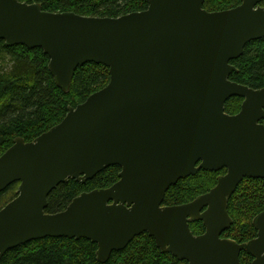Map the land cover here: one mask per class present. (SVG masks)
Listing matches in <instances>:
<instances>
[{
  "label": "water",
  "instance_id": "1",
  "mask_svg": "<svg viewBox=\"0 0 264 264\" xmlns=\"http://www.w3.org/2000/svg\"><path fill=\"white\" fill-rule=\"evenodd\" d=\"M148 9L118 18L50 13L39 4L0 0V41L42 49L64 92L78 68L109 69L110 81L33 142L15 140L0 157V194L20 183L0 210V260L47 238L86 239L107 263L148 234L163 253L187 264H264V212L257 237L224 238L229 199L245 179L264 180V88L234 83L232 61L264 38V0L208 12L206 0H146ZM242 98L236 115L225 111ZM121 168L110 188L83 193L57 214L48 198L61 184L93 180ZM217 185L194 201L164 206L171 187L199 171L219 172ZM202 222L196 236L190 224Z\"/></svg>",
  "mask_w": 264,
  "mask_h": 264
},
{
  "label": "trees",
  "instance_id": "2",
  "mask_svg": "<svg viewBox=\"0 0 264 264\" xmlns=\"http://www.w3.org/2000/svg\"><path fill=\"white\" fill-rule=\"evenodd\" d=\"M39 4L50 13L72 12L80 16L118 18L148 9L146 0H18ZM243 0H206L204 9L221 12L240 6ZM50 59L42 49L30 50L24 46L7 47L0 41V157L10 149L15 140L33 142L42 134L60 124L69 113L92 94L105 88L110 81L109 69L93 63L77 69L71 89L64 92L55 83L49 70ZM236 68L230 76L234 83L251 89L264 88V38L249 43L243 55L231 62ZM242 98H232L226 103L229 115L240 112ZM264 125V121L262 122ZM121 168L113 166L85 184L76 180L59 185L48 198L47 214L63 212L70 203L96 189H107L119 180ZM227 170L209 172L201 170L196 175L180 180L167 192L164 206L190 203L210 192ZM20 183L10 185L0 194V210L18 196ZM229 215L233 220L224 238L246 243L257 237L253 220L264 212V180L245 179L229 199ZM198 236L205 232L202 222L190 224ZM98 246L86 239L47 238L32 241L8 251L0 264H187L169 253H163L148 234L136 237L129 246L114 252L107 263L97 256ZM253 258L242 253V264Z\"/></svg>",
  "mask_w": 264,
  "mask_h": 264
},
{
  "label": "flooded vegetation",
  "instance_id": "3",
  "mask_svg": "<svg viewBox=\"0 0 264 264\" xmlns=\"http://www.w3.org/2000/svg\"><path fill=\"white\" fill-rule=\"evenodd\" d=\"M259 6L264 8V2L260 3ZM254 239H255V238H254ZM252 262H253V261H252ZM252 262H251V263H252ZM251 263H250V264H251Z\"/></svg>",
  "mask_w": 264,
  "mask_h": 264
}]
</instances>
